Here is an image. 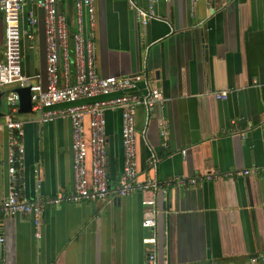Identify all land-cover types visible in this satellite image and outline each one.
Wrapping results in <instances>:
<instances>
[{"label": "crops", "instance_id": "crops-1", "mask_svg": "<svg viewBox=\"0 0 264 264\" xmlns=\"http://www.w3.org/2000/svg\"><path fill=\"white\" fill-rule=\"evenodd\" d=\"M150 7L153 17L142 25L136 8ZM56 8L68 31H77L73 0H57ZM30 13L34 24L28 23ZM20 26L22 70L39 75L30 82L44 84L43 10L25 2ZM83 28L88 32L86 20ZM94 33L101 76L141 74L159 88L149 114L143 106L135 109L136 179L153 178L166 192L133 190L117 197L111 191L104 205L46 204L37 227L28 215L3 218L2 264H146L142 239L152 231L142 226L149 215L142 201L152 194L160 264H250L252 257L258 258L253 264H264V0H95ZM3 52L0 13V59ZM16 87H0V201L12 184L2 125L8 117L25 121L24 164L14 183L21 197L67 194L73 186L70 121L37 122L34 113L2 110L3 98ZM220 91L227 92L225 99L215 97ZM105 118L113 190L123 164L121 112L107 110ZM250 168L258 172L168 184L210 170Z\"/></svg>", "mask_w": 264, "mask_h": 264}, {"label": "built area", "instance_id": "built-area-1", "mask_svg": "<svg viewBox=\"0 0 264 264\" xmlns=\"http://www.w3.org/2000/svg\"><path fill=\"white\" fill-rule=\"evenodd\" d=\"M57 0H0V13L4 24V52L0 59V87L14 84L17 87L29 86L31 95V113L37 122H48L67 118L71 125L72 150V190L67 193L41 199L27 200L21 197L14 185L16 173L24 164V120L8 117L2 124L7 139V171L11 186L0 201V251L5 237L1 229L3 218H14L18 214L31 216L37 227L46 204L60 206L68 203L98 202L109 203L111 191L122 197L131 191L166 192V187L158 185L153 178L138 182L137 152L135 131V109L143 106L149 114L161 93L152 86L151 81L141 74L131 76H101L96 63V45L94 33L95 0H73L77 15L78 30L69 32L65 17L56 8ZM25 2L34 3L44 12L45 34V83L30 82L22 70L20 11ZM209 3L212 0H208ZM136 14L142 25L153 17V9L136 8ZM29 24L35 23L30 13ZM86 20L88 32H84ZM142 82L144 92H140ZM218 99L227 97L226 91L214 93ZM18 93L14 90L6 95V102L12 112L18 109ZM118 109L121 112V143L123 164L120 177L111 190L108 184L106 118L105 112ZM160 137L166 146V121L161 120ZM1 125V126H2ZM262 128H264V113ZM234 132L243 136L241 128ZM185 152V151H183ZM151 156L150 163L155 161ZM264 172V167L262 168ZM255 168L219 172L210 170L191 177L180 176L168 184L198 185L207 180L220 177L245 176L256 174ZM155 196L142 201L149 213L142 220L143 228L151 229V234L143 237L146 264H160L158 255V237L155 209ZM36 236L39 232L36 231ZM1 256V253H0ZM1 260V258H0ZM250 258V264L257 262ZM264 260V256L260 257Z\"/></svg>", "mask_w": 264, "mask_h": 264}, {"label": "water", "instance_id": "water-1", "mask_svg": "<svg viewBox=\"0 0 264 264\" xmlns=\"http://www.w3.org/2000/svg\"><path fill=\"white\" fill-rule=\"evenodd\" d=\"M14 91H16L19 96L17 113L19 114L30 113L31 112V95H30L31 93H30L29 86L16 87ZM1 96L2 94L0 93V104H1ZM0 264H2L1 260H0Z\"/></svg>", "mask_w": 264, "mask_h": 264}, {"label": "rangeland", "instance_id": "rangeland-1", "mask_svg": "<svg viewBox=\"0 0 264 264\" xmlns=\"http://www.w3.org/2000/svg\"><path fill=\"white\" fill-rule=\"evenodd\" d=\"M6 108H8L11 111L10 107L6 104V102H5L4 98H3V103H2L1 109L2 110H6Z\"/></svg>", "mask_w": 264, "mask_h": 264}, {"label": "trees", "instance_id": "trees-1", "mask_svg": "<svg viewBox=\"0 0 264 264\" xmlns=\"http://www.w3.org/2000/svg\"><path fill=\"white\" fill-rule=\"evenodd\" d=\"M18 189V187H16Z\"/></svg>", "mask_w": 264, "mask_h": 264}]
</instances>
